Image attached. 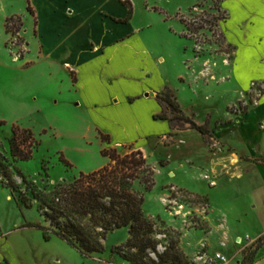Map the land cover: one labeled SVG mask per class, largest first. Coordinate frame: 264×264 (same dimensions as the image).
I'll return each instance as SVG.
<instances>
[{
  "label": "rangeland",
  "instance_id": "1",
  "mask_svg": "<svg viewBox=\"0 0 264 264\" xmlns=\"http://www.w3.org/2000/svg\"><path fill=\"white\" fill-rule=\"evenodd\" d=\"M152 2L162 8L163 13L152 11L142 15L137 0V16L142 15L141 20L150 21L153 30L167 37L162 47L165 59L161 68L173 87L180 88L173 91L178 104L179 97L185 108L191 105L198 114V122L207 123L209 128L227 122V117L234 118V122L221 131V137L212 134V138L206 137L203 141L197 131L182 135L174 131L173 136L151 140L146 151H142L152 167L154 185L145 189L137 183L135 187L143 194L145 216L158 223L159 249L166 244L165 228L177 231L180 242L182 234L198 231L183 238V247L191 252L194 244H204L205 235L201 233H207L209 229L207 194L210 193L221 208L231 211L232 220L238 214L250 211L247 194L250 185L236 177L244 172L243 168L240 169L241 164L253 159L233 150H255L257 142L250 121L264 117V107H258L264 83L253 81L247 91H240L231 83L233 48L225 42L219 26L225 13L218 0H194L190 6L191 0ZM180 8L182 10L176 12ZM14 13H24L26 17L20 16L30 42V51L25 58L28 47L23 23L15 32L17 19L11 21V31L7 33L3 47V21L5 16ZM164 13L173 14L171 17L184 26L181 35L187 40L186 48L190 52L183 62L176 47L177 40L169 34L170 25L179 27L180 24L175 19L164 21ZM135 23H139L138 19ZM29 60L32 63L25 66ZM64 75L58 66L37 55V40L32 36L27 0H0V120L5 121L0 125V221L3 225L24 218H38L44 222L33 189L49 192L58 183H70L81 171L89 172L106 165L109 159L101 153L104 148L115 149L121 154L135 149L129 144L111 145L109 138L89 128L84 112L70 103V96L64 91L65 81L60 83ZM59 86L63 91L56 94ZM251 107L252 115L248 116L249 122L242 130L239 126L244 122L243 115ZM13 125L30 130L37 143L28 160H21L11 152ZM263 126L264 122L261 123ZM62 159L70 164H65ZM249 175L245 173V176ZM210 181L216 184L211 186ZM21 196L27 197L32 207L24 206ZM171 197L183 204L180 212L172 207L173 203L170 204ZM220 209L214 214L216 225L222 224L218 215ZM242 227V236L246 230L253 233L251 224L246 222ZM127 238L128 229L122 227L109 232L104 244L110 250ZM199 251L196 249L193 257H188L192 264H199L196 260Z\"/></svg>",
  "mask_w": 264,
  "mask_h": 264
},
{
  "label": "crops",
  "instance_id": "2",
  "mask_svg": "<svg viewBox=\"0 0 264 264\" xmlns=\"http://www.w3.org/2000/svg\"><path fill=\"white\" fill-rule=\"evenodd\" d=\"M124 1L130 3L131 13ZM136 2L137 0H27V9L32 19V36L37 40L38 57L44 58L49 64H55L65 74L60 83L65 81L64 91L70 96V103L84 112L89 128H93L96 134L99 131L108 136L111 145L129 144L144 152L151 140H160L172 131L167 119L154 118L155 114L161 112L156 93L166 87L175 92L180 88H174L169 78L162 73L161 67L165 59L162 47L167 37L163 34L162 37L153 30V23L150 21L141 20L142 15L152 11L163 13V9L152 0H139L142 12L139 18ZM193 2L191 0L188 6ZM218 2L225 13L219 26L225 42L233 48L231 83L234 88L247 91L253 81L264 83V0ZM181 10L180 8L176 12ZM15 15L26 18L24 13H14L5 16V19ZM172 15L164 13L163 20L175 19ZM5 19L3 47L8 33L4 25ZM137 19L139 23H135ZM22 23L28 47L25 58L30 51V42L26 36L24 20ZM179 24V27L170 25L169 34L176 38V47L183 62L190 51L186 48L187 40L181 35L184 26L181 22ZM30 63L32 61L29 60L25 66ZM180 74L176 76L178 80ZM179 83L181 87L182 82ZM57 91L55 93L59 94L63 90L59 86ZM178 101L186 115L197 124L205 125L209 131L208 135L203 136L198 130L187 128L179 130L180 135L197 131L203 141L206 137L212 138V134L218 138L221 137V131L234 122L233 117H227V122L209 128L207 123L198 122V114L191 105L185 108L179 97ZM258 102V107L262 109L264 92ZM250 115L252 107L244 113L240 129H245ZM263 122L264 117L262 120L250 121L257 142L255 150H233L253 159L241 164L240 169L243 168L244 172L236 177L250 185L247 192L250 211H244L232 220L231 211L221 208L214 202L212 195L207 194L210 212L206 215V221L209 229L207 233H201L205 235L204 244L196 243L191 252H188L183 247V238L198 231H189L181 236V248L189 258L193 257L196 249L200 250L206 245L209 251H223L230 259L229 264H242L244 251H241L242 245L236 244L237 237L249 235L256 241L264 234ZM245 173L250 175L247 177ZM218 209L222 224L216 225L214 214ZM26 222L48 226L46 221L38 218L15 220L9 225H3L0 221V263L125 264L105 244L104 252L82 256L64 239L53 233L46 239L41 228L28 226ZM246 222L253 226V233L246 230L242 236L240 231ZM252 264H264V244L256 249Z\"/></svg>",
  "mask_w": 264,
  "mask_h": 264
},
{
  "label": "trees",
  "instance_id": "3",
  "mask_svg": "<svg viewBox=\"0 0 264 264\" xmlns=\"http://www.w3.org/2000/svg\"><path fill=\"white\" fill-rule=\"evenodd\" d=\"M124 3L128 4L131 13L130 3ZM14 19L18 21L15 32L20 30V16H11L6 22L7 32L11 31L10 23ZM156 98L161 112L155 114L154 118L169 121L172 130L169 136H173L174 131L187 128H194L203 136L208 135L205 125L197 124L184 113L172 89L164 88L156 93ZM4 123V120H0V125ZM36 144L30 130L12 126L10 146L15 157L28 160ZM101 153L109 159L101 168L81 171L70 183H58L49 192L33 189V196L39 201L37 209L48 226L29 222L25 224L41 228L46 239L51 233L59 236L82 256L104 252L107 234L126 227L128 238L124 243L111 247L110 251L127 264H192L180 246V234L177 231L165 228L166 244L162 245V250L159 249L158 223L145 216L143 194L135 187L137 183L145 189L154 185L152 167L143 152L133 149L121 154L115 149L104 148ZM62 160L70 164L66 159ZM21 201L26 207L33 205L25 196H21ZM160 223L165 227L163 221ZM262 244L264 234L252 247L244 250L242 264H252L254 253Z\"/></svg>",
  "mask_w": 264,
  "mask_h": 264
},
{
  "label": "built area",
  "instance_id": "4",
  "mask_svg": "<svg viewBox=\"0 0 264 264\" xmlns=\"http://www.w3.org/2000/svg\"><path fill=\"white\" fill-rule=\"evenodd\" d=\"M216 184L215 181H210V185L214 186ZM170 204L173 203L172 206L176 209V212H180L183 208V204L178 203L176 197H171L169 199ZM255 240L251 239L249 235H245L244 237H237L236 244L242 245L241 251L247 249V247L251 246ZM196 260L199 264H229V257L221 250H213L209 251L206 247L200 249L199 253L196 254Z\"/></svg>",
  "mask_w": 264,
  "mask_h": 264
}]
</instances>
